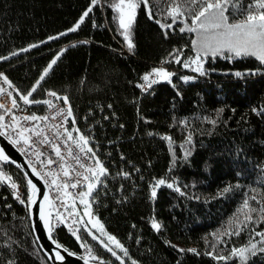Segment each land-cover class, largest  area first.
Wrapping results in <instances>:
<instances>
[{"label":"trees","instance_id":"trees-1","mask_svg":"<svg viewBox=\"0 0 264 264\" xmlns=\"http://www.w3.org/2000/svg\"><path fill=\"white\" fill-rule=\"evenodd\" d=\"M112 2L99 0L80 28L69 32L90 0H0V57H8L0 59V71L26 94L63 49L29 99L43 100L49 91L68 97L76 126L108 169L91 207L105 231L128 250L127 257L119 254L125 264H264V248L243 261L230 256L233 248L261 240L255 233L264 232V222L256 214L240 235H224L244 220L245 199L252 207L260 206L252 196L264 203V64L254 57L207 56L203 74L184 81L181 77L193 73L169 55L177 49L182 60L194 55L193 33L179 31L184 18L161 29L141 4L130 51ZM169 3L149 0L155 18L165 24L171 23ZM159 61L175 73L171 83L143 92L136 85ZM30 109L41 113L44 104ZM0 170L27 201L25 177L1 162ZM161 178L173 188L158 187L153 199L152 185ZM10 183L0 184V264H50L32 233L28 204L16 199ZM153 219L162 225L159 232L151 227ZM51 224L53 239L84 256L66 224ZM79 234L106 264H120L86 232Z\"/></svg>","mask_w":264,"mask_h":264},{"label":"snow or ice","instance_id":"snow-or-ice-1","mask_svg":"<svg viewBox=\"0 0 264 264\" xmlns=\"http://www.w3.org/2000/svg\"><path fill=\"white\" fill-rule=\"evenodd\" d=\"M99 0H90V6L84 11L80 20L68 31L76 32L81 24L84 22L85 18L93 11V8L97 6ZM141 4L145 7L149 19H154L157 24L160 25L161 29H172L173 25L176 24L177 20L184 18L185 27L179 28L181 33L193 32L196 33V39L192 41L193 48L195 50V57L189 58L188 60H182V49L174 50L173 53L169 55L173 57V61L176 64H182L183 67L188 68L192 65H197L193 71L200 72L202 71V59L207 56H225L226 58L231 57H254L262 64H264V0H249L247 5L242 3V0H170L168 4V10L166 13V18L171 19V23H162L160 19L155 18L151 8L149 7V0H113L109 7H111L118 15L114 18L118 20L119 28L122 30L121 34L124 37L127 48L131 51L134 49L135 45L131 38V31L133 24L135 22V11ZM231 10L232 15H229ZM240 17L236 19V17ZM190 17L191 24H187V19ZM60 35H66V33H61ZM165 37L167 38V31H165ZM58 37H50L49 39H57ZM31 47H36L32 45ZM28 49H23L27 51ZM12 55H16L13 53ZM0 59H8V57H0ZM59 56L54 58L44 70L43 75L40 76L36 84L26 93H19L17 90V95L19 100L22 101L25 105L31 104H45L49 109H55V113L51 116H37L35 113L24 115L22 117H17L12 113V109L18 108L19 104L17 99H11V108H7L4 103H0V110H4V114H0V129L11 128V131L14 132L15 138L10 137V142L13 144L21 145L20 151L24 152V145H27L28 148H32L33 145L38 146H47L50 147L52 153H54L55 158H58L61 163L59 164L60 172L66 180L58 183L59 172L45 173V175H51L52 179L50 183L55 185L58 189H63V196H71L72 203L71 205L65 204V208L68 209V215L71 217L75 215L78 219H73L72 224H82L83 228H70L72 235L76 237L77 241L80 242L81 248L86 250V255L82 256L81 259L84 260V264H90V261L95 262V264H106L104 258L96 255L93 251L92 246L85 240L79 233L84 231L88 236L91 237L93 241H97L100 246H102L107 252H109L120 264H125L124 259L117 254L114 248L111 245L115 246V249H119L125 257L128 256V250L125 246L117 240L113 235L108 234L103 224L100 223L98 219H91V203L94 202L95 196L98 195L99 188L103 186L104 182L101 180V177L108 175V169L104 166L103 162L99 159L96 154V151L89 146L90 137L86 136L78 127H76V120L73 116L71 105L68 102V97H60L54 91H49L47 95L55 97L57 100H63L64 104L67 105V109L64 107H57L51 100H36L29 99L33 93L39 87L41 81L45 79L48 75L49 70L53 65L57 63ZM169 61H165L168 63ZM175 73L169 72L167 69L162 67H154L150 72L145 73L141 80L143 83L137 84L136 87L140 88L142 91L147 92L152 86L161 80H165L171 83V77ZM240 75V73H237ZM0 77H3L4 82L12 87L11 82L7 80V77H4L0 73ZM182 80L187 81L189 77H181ZM5 94V89L0 88V96ZM11 97V93H7ZM111 107V105H109ZM222 111V110H221ZM253 111H256L253 109ZM5 115H10L12 124H5ZM57 117H61L59 124H52L51 127L55 128L57 131L53 134L52 139L45 132V128L41 127L38 124H35L36 121H49L56 120ZM71 118V128L63 127V124ZM30 122L33 123V126H25L21 122ZM215 123V121H212ZM63 127V131L60 129ZM121 127H123L121 125ZM51 129H49L50 131ZM74 133L76 135L74 136ZM0 135H7L6 131H0ZM151 135V133H149ZM33 137L38 138L33 140ZM63 137V139H61ZM163 139L171 141L170 137H163ZM71 142V143H69ZM191 142V137L189 136L188 141ZM61 144L64 148L67 149V155L80 169L84 171H77L75 168H72L66 163V158L62 154ZM75 146L79 149V152L73 153L72 147ZM81 154H83L88 160L92 161L91 165H86L81 162ZM34 155L39 158L43 156L44 153L41 151H35ZM187 155V154H186ZM0 162L4 163H15L10 160V157L5 154L4 149L0 148ZM57 160L49 156L46 161L47 165L56 163ZM41 165H44V161H39ZM18 168H21V165H17ZM31 168L32 174L39 177L40 172L36 167L29 165ZM124 176H128V173H122ZM24 176L27 179V187L29 189L27 195V201L20 199V196L17 194L18 185L15 181L12 180V177L0 170V184H7L9 181L10 187L14 190L13 195L20 202L27 203L29 206L36 204V200L33 197L37 194L38 189L32 179L27 178L28 172H24ZM162 185H166L168 188H173V183L167 182L165 179L161 178L156 180L155 184L152 185L151 198H155L157 195L156 189ZM77 189L83 188L84 190L78 191L75 195L71 192H68L67 189ZM180 191L179 188L175 189ZM229 189L226 188L224 191L227 192ZM43 199L48 202L49 205H52L53 201L50 200L47 194L43 195ZM79 200L81 204L84 205L83 216H88L90 219L85 222L80 213L74 211L76 200ZM252 201H255L259 204V208L252 207L248 199H245L242 205V209H247V212L244 213V220H237V227L234 232H225L224 235H240L245 227L253 223L254 215L259 217V222H264V203H261L257 200L256 196L251 197ZM61 203H64L61 201ZM241 211V210H238ZM52 213H44L43 208L41 207L40 219L44 223V227L49 231V239L55 245V249H61L63 246L59 244L55 239L52 238V224H51ZM56 218L63 223L61 219V214L57 212ZM87 224H91L92 228H88ZM151 227L159 232L162 228V225L155 221L151 222ZM92 229H95L96 232H93ZM99 233L97 235L96 233ZM257 236L261 237V242L264 243V232H256ZM215 235V234H213ZM101 237H106L101 239ZM215 248V245H211ZM252 248H256V244H252ZM53 250V254L56 260L61 262L64 261L65 257L61 255L60 251ZM63 251L68 253L69 256L73 253L69 252L67 248H63ZM179 251H184L179 249ZM193 253H196L195 249H189ZM246 249H236L233 248L230 256H236L239 253V256L243 258L244 252ZM209 255H213L209 253ZM214 258L217 260H227L228 257L223 255H214ZM49 259H52V255L49 256ZM8 264H14L13 261H9ZM111 264V262H108ZM132 264H137L135 260L132 261Z\"/></svg>","mask_w":264,"mask_h":264},{"label":"built area","instance_id":"built-area-1","mask_svg":"<svg viewBox=\"0 0 264 264\" xmlns=\"http://www.w3.org/2000/svg\"><path fill=\"white\" fill-rule=\"evenodd\" d=\"M124 54H128L125 50L122 51ZM155 67H164V63L162 61H159L156 63ZM0 73L3 74V76L5 77L4 73L0 71ZM0 88L5 89V94L3 96H0V103H4L6 105L7 108H11V99L15 98L17 99V102L19 104L18 108L12 109V113H14L17 117H22L24 115H29L32 113H35L37 116H51L55 113V109H49L47 105L44 104V109L41 113H36L34 111H32L30 109V105H25L22 101L19 100V97L17 95V91L15 89L14 86L9 87V85L7 83L4 82L3 77H0ZM141 90V89H140ZM7 93H11V97H9L7 95ZM59 96V95H58ZM51 100L57 107H64L65 110L67 109V105L64 104L63 100H57L55 97L49 96L47 94H45V97L43 100ZM0 114H4V110H0ZM61 117H57L56 120H49L47 122L45 121H36L34 122L35 124L40 125L41 127L45 128V132L46 134L49 136L50 139L54 138L53 134L57 131L55 128H52L51 125L52 124H59L61 121ZM5 124H12V120H11V116L10 115H5V120H4ZM24 123L25 126L31 127L33 126V123L30 122H21ZM76 126V125H75ZM63 127H67V128H71L72 124H71V118H68V120L63 124ZM63 127L60 129L61 131H63ZM77 127V126H76ZM49 129H51L49 131ZM0 131H6L7 135H3L5 137L6 140H8L10 142V137L11 138H15V133L11 131V128L8 129H0ZM76 135V133H74V136ZM38 138L33 137V140H37ZM63 139V137L61 138ZM11 143V142H10ZM71 143V142H69ZM20 153L21 155L24 157V159L29 163V165H32L33 167H36L37 170L40 172V177L42 178L43 182L46 185L47 188V195L49 196L50 200L53 201L52 205L48 204L49 207V212L52 213V217L55 225H60V224H66L68 230L70 228H82L84 227V225H73L72 224V216L70 217L68 215V209L65 208V204L67 205H71L72 203V197L71 196H63L62 192L64 191L63 189H58L55 185H52L50 183L52 177L51 175H45V173H52V172H59V177H58V183L61 181L66 180V178L63 176L62 172H60L59 169V164L61 163V161H59L58 158H55L54 153H52V150L50 147L47 146H38V145H33L32 148H28L27 145H24L23 147L25 148L24 152L20 151L21 145L19 144H13L11 143ZM35 151H41L44 153L43 156H40L39 158H37L34 155ZM61 151L62 154L65 156L66 158V163L68 165H70L72 168H75L77 171H81L83 172V169H80L78 165H76L75 161H73L70 157H68L67 155V149L64 148L63 144H61ZM72 151L73 153H77L79 152V149L75 146L72 147ZM49 156H51L52 158L56 159L57 162L51 165H47L46 161L49 158ZM39 161H44V165H41L40 163H38ZM81 162L85 163L86 165H91L93 162L88 160L83 154H81ZM82 188H77V189H67L68 192H71L73 195H75L78 191H81ZM61 201H63L64 203H61ZM78 201V199L76 200V202ZM57 212H59L61 214V219H63V223H61L57 218ZM69 232H71L69 230ZM72 233V232H71Z\"/></svg>","mask_w":264,"mask_h":264},{"label":"water","instance_id":"water-1","mask_svg":"<svg viewBox=\"0 0 264 264\" xmlns=\"http://www.w3.org/2000/svg\"><path fill=\"white\" fill-rule=\"evenodd\" d=\"M0 148L4 149L6 155L10 157L11 161L15 163H4L16 168L23 176L24 172H28L29 179H32L33 183L36 184L38 192L33 197L36 200V204L28 205V215L31 224L32 233L34 238L45 255L50 264H84V260L81 257L76 255L69 256L68 253L61 249H55V245L49 239V231L44 227L43 221L40 219L41 207L45 214H47L46 209V201L43 199V195L47 194V188L42 178L39 176H35L32 174L31 168L29 167V163L24 159L21 153L8 141L5 139L3 135H0ZM17 165H21V168H18ZM25 177V176H24ZM26 179V178H25ZM27 180V179H26ZM60 251L61 255L65 257L64 261L61 262L56 260L53 254V250ZM52 255V259H49V256ZM90 264H95V262L90 261Z\"/></svg>","mask_w":264,"mask_h":264},{"label":"rangeland","instance_id":"rangeland-1","mask_svg":"<svg viewBox=\"0 0 264 264\" xmlns=\"http://www.w3.org/2000/svg\"><path fill=\"white\" fill-rule=\"evenodd\" d=\"M192 33H193V32H192ZM193 36H194V40H195V39L197 38V37H196V33H193ZM54 37H58V36H54ZM49 40H51V39H49ZM62 52H63V49L59 50V51L55 54V56L53 57V59L56 58L57 56H60V54H61ZM194 57H195V51H194V55H193L192 58H194ZM205 58H206V57H204V58L202 59V61H201V63H202V71H203V72H204ZM53 59H52V60H53ZM52 60H51V61H52ZM51 61H50V62H51ZM48 65H49V64H48ZM47 67H48V66H47ZM47 67H46V68H47ZM195 67H197V65H192L191 67H188V68L183 67L185 70H187V71L193 73V74H189V73H187L186 75L183 76V77H189V78H190V79H188L187 81H192V80L194 79L195 76L201 74L200 72L193 71V69H194ZM46 68H45V69H46ZM45 69H44V70H45ZM168 71H169V70H168ZM169 72L172 73V71H169ZM43 73H44V71L42 72L41 75H43ZM160 82H162V83H168V82L165 81V80H161ZM82 190H84V189L82 188ZM82 190H81V191H82ZM74 211L80 213V217H82L83 221L87 222V221L90 219V217H88V216H83L84 205L81 204V203L79 202V200H78V201L76 202V204H75V209H74ZM91 212H92V217H91V219H98L97 216L95 215L94 211L92 210V207H91ZM73 219H78V217H76L75 215H73V216H72V220H73ZM51 222H53V223L55 224L53 218L51 219ZM76 225L80 226L81 224L78 223V224H76ZM87 227L91 229V228H92V225H91V224H87ZM82 228H83V227H82ZM92 231H93V232H96L95 229H92ZM96 234L99 235L98 232H97ZM101 239H105V240H106V237H101ZM252 244H253V243H252ZM252 244H251L250 246L244 248V249H246V251L244 252V256H243V258H241V257L239 256V253L236 255V258L239 259L240 261H243V260H245L249 255H251L252 253L256 252L258 249H260V248H264V243H262L261 240H260L259 242H257V243H254V244H256V248H254V249L252 248ZM111 246L114 248V250L117 252L118 255L121 253L119 249H115V246H114V245H111ZM84 255H86V250H84Z\"/></svg>","mask_w":264,"mask_h":264},{"label":"bare ground","instance_id":"bare-ground-1","mask_svg":"<svg viewBox=\"0 0 264 264\" xmlns=\"http://www.w3.org/2000/svg\"><path fill=\"white\" fill-rule=\"evenodd\" d=\"M46 209H48V203L46 202ZM48 211V210H47Z\"/></svg>","mask_w":264,"mask_h":264}]
</instances>
